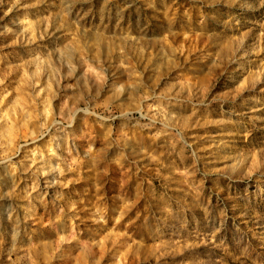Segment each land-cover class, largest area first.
<instances>
[{"label": "rangeland", "instance_id": "374dc122", "mask_svg": "<svg viewBox=\"0 0 264 264\" xmlns=\"http://www.w3.org/2000/svg\"><path fill=\"white\" fill-rule=\"evenodd\" d=\"M0 264H264V0H0Z\"/></svg>", "mask_w": 264, "mask_h": 264}]
</instances>
